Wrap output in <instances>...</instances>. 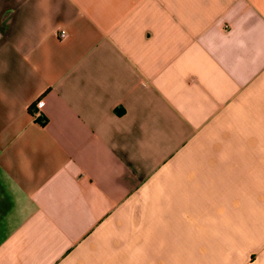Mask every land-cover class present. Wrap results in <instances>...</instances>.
<instances>
[{
	"label": "crops",
	"instance_id": "obj_1",
	"mask_svg": "<svg viewBox=\"0 0 264 264\" xmlns=\"http://www.w3.org/2000/svg\"><path fill=\"white\" fill-rule=\"evenodd\" d=\"M261 167L264 0H0V264H264Z\"/></svg>",
	"mask_w": 264,
	"mask_h": 264
},
{
	"label": "rangeland",
	"instance_id": "obj_2",
	"mask_svg": "<svg viewBox=\"0 0 264 264\" xmlns=\"http://www.w3.org/2000/svg\"><path fill=\"white\" fill-rule=\"evenodd\" d=\"M260 172H261V174H264V167L260 168ZM251 223H254V222H252V220H251ZM250 237H251V241H250L249 245H250L251 249L258 248L259 243H255V242H258L259 240H264V229L261 230L260 232L256 233L255 232V225H251L250 226Z\"/></svg>",
	"mask_w": 264,
	"mask_h": 264
},
{
	"label": "built area",
	"instance_id": "obj_3",
	"mask_svg": "<svg viewBox=\"0 0 264 264\" xmlns=\"http://www.w3.org/2000/svg\"><path fill=\"white\" fill-rule=\"evenodd\" d=\"M58 37L60 39L66 38L67 37L66 30H64V29L59 30ZM33 105L35 107V111H34L35 116H37V117L42 116L41 115V109L43 108V105H44L43 99L42 98H38Z\"/></svg>",
	"mask_w": 264,
	"mask_h": 264
}]
</instances>
